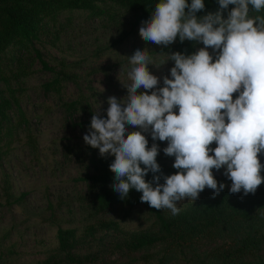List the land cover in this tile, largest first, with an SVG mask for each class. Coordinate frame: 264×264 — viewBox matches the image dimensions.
I'll return each instance as SVG.
<instances>
[{
    "label": "rangeland",
    "instance_id": "rangeland-1",
    "mask_svg": "<svg viewBox=\"0 0 264 264\" xmlns=\"http://www.w3.org/2000/svg\"><path fill=\"white\" fill-rule=\"evenodd\" d=\"M101 8L110 11L111 16L105 13L95 16L89 11L64 13L35 42V48L50 68L70 75L64 81L62 96L44 89L57 75L45 70L34 52L31 56L23 55L20 69L9 60L14 50L9 51L4 61L7 68L3 72L16 91L27 125L7 138V155L0 161V264L61 261L64 255L57 238L60 228L76 233L73 253L88 257L83 264H220V255L230 251L236 242L235 236L227 231L196 239L183 250L158 244L130 251L125 242L127 235L157 232L154 218L141 206H119L107 212H98L93 206L88 185L82 181L93 173L87 152L89 145L83 139L90 129L91 113L99 111L101 118H107L109 97L123 99L128 95L125 87L131 84L127 75L131 68L128 57L137 49L149 50L154 62L149 70L160 78L158 87H163V78H171L170 70L174 67V61L167 62L166 54L175 53L170 48L177 44L176 41L165 47L145 41L139 35L143 22L134 28L133 14L111 5ZM185 42L196 51L204 47L195 41ZM208 51L215 57L212 49ZM141 91L144 90L138 93ZM63 101H79L78 112L70 116ZM126 127L128 132L140 130L131 125ZM144 134L149 148L153 143L159 144V161L173 167L175 158L163 152L167 142L153 141L149 133ZM210 147L215 148V143ZM258 158L264 165V153ZM225 171L213 169V174L218 184H225V190L230 192L232 181L224 175ZM257 191H264V183ZM231 194L245 197L243 190ZM219 197L220 192L217 195L205 188L197 200L181 201L177 206L182 212ZM163 212L166 216L173 215L169 209ZM245 258L264 260V244L255 256Z\"/></svg>",
    "mask_w": 264,
    "mask_h": 264
},
{
    "label": "clouds",
    "instance_id": "clouds-1",
    "mask_svg": "<svg viewBox=\"0 0 264 264\" xmlns=\"http://www.w3.org/2000/svg\"><path fill=\"white\" fill-rule=\"evenodd\" d=\"M218 4L219 11L197 18L204 0H191L190 5L188 0H161L139 29L141 38L167 47L178 37L181 43L195 41L204 47L191 55L166 54L174 67L171 78H163V87L149 70L154 65L149 50L137 49L128 57V95L109 97L107 118L99 111L92 115L83 139L101 157H115L109 167L121 200L134 189L142 193L141 202L178 215V202L197 200L205 188L217 195L225 189L213 169H226L233 194H255L264 183L258 158L264 153V15H250L264 9V0ZM229 5L235 7L228 10ZM128 125L140 130L128 132ZM144 133L167 142L163 152L175 158L178 171L164 176L163 184L157 175L162 172L159 144L149 148ZM149 173L151 182L145 179Z\"/></svg>",
    "mask_w": 264,
    "mask_h": 264
},
{
    "label": "trees",
    "instance_id": "trees-1",
    "mask_svg": "<svg viewBox=\"0 0 264 264\" xmlns=\"http://www.w3.org/2000/svg\"><path fill=\"white\" fill-rule=\"evenodd\" d=\"M160 2L161 0H0V161L7 155L9 143L7 138H11L14 132L18 134V131L23 130L27 125L16 91L3 72V69L7 68L4 61L9 51H15L9 60L19 69L23 62V55L31 56L34 52L44 69L57 75L54 80L44 86V89L46 92L62 96L64 81L68 80L70 75L65 72L57 73L42 59L40 51L35 48V42L38 41L41 33L49 30L51 24H56L58 18L67 12L89 11L95 16L103 13L111 16L110 11H103L102 5H111L133 14L135 16L133 27L136 28L150 19L155 6ZM188 3L190 5L191 0H188ZM204 3L205 9L197 13V18L219 11L218 0H204ZM234 7L229 5L228 10ZM227 14L225 11V18ZM250 15H264V9L259 13L252 12ZM176 41L177 44L170 48L171 51L184 55L197 52L189 43L185 41L181 43L178 37ZM237 96L238 93L234 94V98ZM80 105L79 101L63 103L70 116L78 112ZM88 124H91V119ZM87 152L93 173L82 181L88 185L94 208L98 212H107L119 206L131 208L141 206L155 220L157 232L127 235L125 242L130 251H140L158 244H166L171 250H183L196 239L215 232L227 231L235 236L236 242L230 251L220 255L218 258L220 264H264L261 258L257 261L245 258L255 256L264 244V191H256L255 194L239 198L224 189L220 191V197L215 201L191 207L178 215L166 216L163 209L157 210L150 207L148 203L141 202L142 193L134 189L130 191L128 198L121 200L113 190L115 174L109 167L115 157L112 155L101 157L99 150L91 146H87ZM157 162L162 169V172L157 174L161 175V184L164 183V176H170L178 171L161 163L158 157ZM141 167L144 166L141 165ZM145 179L151 182L153 174L149 173ZM57 238L60 253L64 255V258L54 264L62 262L83 264L88 258L79 257L73 253L77 244V236L73 230L60 228ZM42 264L51 263L47 261Z\"/></svg>",
    "mask_w": 264,
    "mask_h": 264
}]
</instances>
